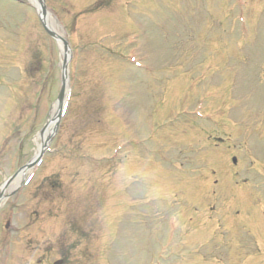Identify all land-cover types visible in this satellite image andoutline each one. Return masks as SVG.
<instances>
[{
	"label": "rangeland",
	"instance_id": "obj_1",
	"mask_svg": "<svg viewBox=\"0 0 264 264\" xmlns=\"http://www.w3.org/2000/svg\"><path fill=\"white\" fill-rule=\"evenodd\" d=\"M26 1L0 0V264H264V0H45L72 96L29 174L62 54Z\"/></svg>",
	"mask_w": 264,
	"mask_h": 264
},
{
	"label": "water",
	"instance_id": "obj_2",
	"mask_svg": "<svg viewBox=\"0 0 264 264\" xmlns=\"http://www.w3.org/2000/svg\"><path fill=\"white\" fill-rule=\"evenodd\" d=\"M42 7V6H41ZM43 9V7H42ZM49 33V32H48ZM51 36H54L56 39L58 38L56 35H54L53 33H50ZM64 43V42H63ZM64 46L66 47V43H64ZM66 79H67V76H66V72H65V68L62 69V87H61V92H60V95L58 97V101L60 102L62 97H63V92H64V88H65V83H66ZM59 264V263H57Z\"/></svg>",
	"mask_w": 264,
	"mask_h": 264
},
{
	"label": "bare ground",
	"instance_id": "obj_3",
	"mask_svg": "<svg viewBox=\"0 0 264 264\" xmlns=\"http://www.w3.org/2000/svg\"><path fill=\"white\" fill-rule=\"evenodd\" d=\"M45 20H46V18H45ZM45 23L47 24V26H49V27H51L50 25H49V21L47 20V21H45ZM52 28V27H51ZM48 133V130H47V132H46V134ZM45 138V137H44ZM19 179V178H18Z\"/></svg>",
	"mask_w": 264,
	"mask_h": 264
}]
</instances>
